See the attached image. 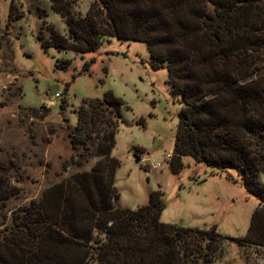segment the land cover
<instances>
[{
    "label": "rangeland",
    "instance_id": "374dc122",
    "mask_svg": "<svg viewBox=\"0 0 264 264\" xmlns=\"http://www.w3.org/2000/svg\"><path fill=\"white\" fill-rule=\"evenodd\" d=\"M53 5L74 19L106 16L96 0H0V185L10 187L0 191V231L48 188L100 162L106 167L99 146L114 131L115 208L160 200L162 224L219 234L213 264H264V247L243 239L254 212L264 209L244 173H217L192 158L173 169L183 105L166 65L153 61L145 43L114 38L88 54L46 49L49 27L63 36L68 31ZM108 92L122 101L120 118L102 102ZM57 93L55 106L46 107ZM254 186L264 190V174ZM93 236L95 245L105 239L99 231Z\"/></svg>",
    "mask_w": 264,
    "mask_h": 264
},
{
    "label": "trees",
    "instance_id": "16d2710c",
    "mask_svg": "<svg viewBox=\"0 0 264 264\" xmlns=\"http://www.w3.org/2000/svg\"><path fill=\"white\" fill-rule=\"evenodd\" d=\"M96 2L105 11L103 22L92 15L71 18L53 5L67 21V36L49 27L43 47L88 54L105 38L145 43L153 61L166 65L181 96L174 171L183 158L217 173L241 170L250 192L263 202L264 190L254 180L264 174V0ZM102 102L120 118V99L108 92ZM78 127L79 133L80 121ZM114 140L115 132L108 131L99 146L106 167L100 162L91 172L48 188L0 231V264L215 262L219 234L162 224L160 200L152 198L136 210L114 207ZM95 231L105 235L97 245ZM243 239L264 247L263 208L254 212Z\"/></svg>",
    "mask_w": 264,
    "mask_h": 264
},
{
    "label": "built area",
    "instance_id": "2783aa9c",
    "mask_svg": "<svg viewBox=\"0 0 264 264\" xmlns=\"http://www.w3.org/2000/svg\"><path fill=\"white\" fill-rule=\"evenodd\" d=\"M60 97H61V94H59V93L55 94V96L52 97L51 100H49V101L46 102V104H45L46 107H48V108L54 107L55 106V101L57 99H60ZM172 156L173 155H170V154L169 155H166L167 160L168 161H171L172 160ZM151 163L152 164H155V167H160L161 166V163L156 162L155 159H151Z\"/></svg>",
    "mask_w": 264,
    "mask_h": 264
},
{
    "label": "water",
    "instance_id": "95a60500",
    "mask_svg": "<svg viewBox=\"0 0 264 264\" xmlns=\"http://www.w3.org/2000/svg\"><path fill=\"white\" fill-rule=\"evenodd\" d=\"M136 162H138V163H139V162H140V159H139V158H136Z\"/></svg>",
    "mask_w": 264,
    "mask_h": 264
}]
</instances>
